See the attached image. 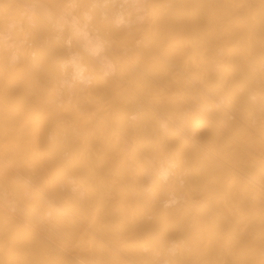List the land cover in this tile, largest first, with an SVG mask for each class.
<instances>
[{
    "label": "bare ground",
    "instance_id": "6f19581e",
    "mask_svg": "<svg viewBox=\"0 0 264 264\" xmlns=\"http://www.w3.org/2000/svg\"><path fill=\"white\" fill-rule=\"evenodd\" d=\"M0 264H264V0H0Z\"/></svg>",
    "mask_w": 264,
    "mask_h": 264
}]
</instances>
